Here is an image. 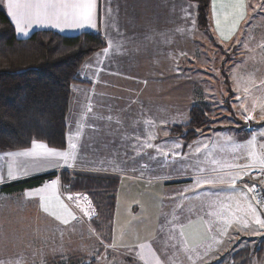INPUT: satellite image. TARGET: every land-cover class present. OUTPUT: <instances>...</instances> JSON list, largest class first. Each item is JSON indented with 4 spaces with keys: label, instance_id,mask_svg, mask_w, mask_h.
Instances as JSON below:
<instances>
[{
    "label": "rangeland",
    "instance_id": "1",
    "mask_svg": "<svg viewBox=\"0 0 264 264\" xmlns=\"http://www.w3.org/2000/svg\"><path fill=\"white\" fill-rule=\"evenodd\" d=\"M168 1L170 8H166L162 13H165L167 19L173 18L174 20L176 17L180 20L177 22H180L178 24L181 27L175 23L176 21L167 20L168 28L166 27V35L163 39V44L167 43V45L161 47V50H166L165 47L171 43L169 38L174 39L175 31H177V35L174 42L177 46L168 48V53L165 54V52L161 53L160 48L156 46V41L150 45L148 40L142 41L145 40L143 37L134 38L135 44L123 48V51L130 55L123 54L122 58L116 61L114 67L106 61L105 66L112 71L111 75L106 77L109 79L114 77L115 80H119V83L117 86L111 84L103 86L99 95H95L93 99L89 98L88 103L92 105V112L87 113L88 118L84 122L85 127L82 130L81 138L76 141L78 157L74 164L75 167L72 166L75 169L74 171L71 169V172L120 180L113 231L106 232L102 237L98 235L82 211H79L64 195L60 182L59 192L62 201L70 208L72 207L80 216L78 221H73L68 225L60 224L59 221L44 213L39 207V197L36 193H33L31 198H26L24 193L6 195L0 192V260L12 261L13 264L16 261H20V264H51L56 259L66 262L94 260L97 264H143V261L135 256L134 251L130 248L119 247V245L152 243L154 250H157V254L160 255L159 249L163 245L152 238L155 234L160 241L166 240V234L158 231L163 221L161 213L170 212L175 207L172 199L175 198L177 202L181 199L184 200L183 216L194 218L198 213L205 215L208 211L206 207L208 198L205 193L211 194L212 199L218 196L221 201L231 204V210L235 213L226 234L222 235L215 229V235L220 242L224 237L223 242L225 241L227 245L224 246V253L217 260L213 259L210 262L220 261L221 257L226 255L222 258L225 261L224 264H232L235 252L245 247L246 244H251L253 250L260 246L263 248L264 228L254 222L250 213L245 215L243 211L236 210L237 201H240L241 207L246 208L242 196H237L235 200H226L229 195L227 185H205L196 192H186L185 197L182 198L179 193L193 184L196 175L195 170L191 167L186 171L180 167L186 161L177 158V163L174 166H161L155 162H149L151 166L144 169L143 172L139 165L134 163L133 158L136 160H141V158L136 156L131 146L141 144L147 138L149 131L155 135V139L151 143L156 146H170L179 141L182 147L176 151L183 153L191 162L196 159L191 153L198 141L208 144L209 149H212L218 141L222 142L226 137H231L236 144H244L255 134L257 136V151H260V145H264V136L261 135L264 133V123L262 122L264 119H261L260 107L264 104V100L261 99L262 95H256L264 87V84L261 83L264 81V47H261V44H264V18L256 19L254 27H250L248 33L240 32L235 43L240 47L242 59L236 63L227 64L228 55L209 51L211 43L208 36L195 29L193 19L196 21L197 5L191 3L190 0ZM196 31L198 32V41L195 36ZM217 33L219 34L218 31ZM109 40L108 37L107 41L109 42ZM196 45L199 46V52L209 51L213 57L212 60H208L207 57L202 58L198 65V61L193 59L190 61V63L193 62V65L190 63L185 65L184 62L188 60V54L191 53L190 49L194 51ZM213 46L212 43L211 48ZM180 52L183 53L182 58H180ZM150 55H153V62L157 64L156 69L162 68L165 73L171 75L168 78L180 74L177 66L181 59L182 69L187 70L186 72L182 71L184 87L181 94L174 93L173 80L170 81V79H167L166 85H159L152 83L151 78V84L144 85L148 78L141 69L134 70V75L132 73L133 76L137 74L140 80H136L134 86L130 88V85H126L125 76L129 75L135 66L150 63ZM100 57L101 55H99ZM92 59L94 62L96 61V58ZM222 63L227 66L225 69L222 68ZM223 70L230 75L231 84L238 93V95L233 93L229 105L226 101L230 92L224 82ZM158 73L162 72L158 70ZM186 80L187 83H184ZM130 84L133 85L132 82ZM245 87L248 88L247 94H239L240 91H244ZM77 90L91 92L85 85H74L72 88V101L67 120L68 129L70 128L72 134L77 130V124L85 113L86 105H79L81 97ZM87 97L86 94L84 98ZM242 103L244 107L248 108V113L244 112V108L241 107ZM254 103L256 104L255 112L252 111ZM196 104L211 107V116L215 120L213 126L220 129L210 130L186 145L185 140L173 135L171 130L164 129V126L170 124L171 129L175 125L188 122V113L191 107ZM249 113L253 118L246 120L244 116ZM109 116L112 117L111 120L107 119ZM235 118L242 125L238 124ZM147 119L155 121L156 127L149 128L145 125L144 121ZM135 137H140V140H136ZM156 140L158 142L160 140V142L156 143ZM143 151L155 154L154 149L146 148ZM215 155L217 159L245 163V160L241 158L245 153L233 151L232 148H227L223 153L216 152ZM146 160L147 156L145 155L141 163ZM206 167L210 168L212 165L209 164ZM228 171L241 170L225 169L219 173L206 172L204 175H224ZM251 172L252 170H249V173ZM249 175L243 176V179L238 181L237 192L242 195L246 194L250 200L253 194L248 193L247 187H244V185L251 186ZM179 176H192V178L188 181L171 180L172 178L175 180ZM197 196L200 198L196 199ZM251 203L256 208L261 220H264V211L260 205L256 201H251ZM188 208H193L194 211L188 212ZM211 218L216 221L218 226H223L222 221L215 217ZM244 222H247V227L244 226ZM114 240L118 247L116 249L107 247ZM177 240H179L178 235ZM177 240L167 241L169 247L167 256L164 258L167 259L170 256L172 264H192L189 256L195 260L196 253L183 251ZM172 244H176V247L172 248ZM211 247L214 250L218 249L214 243L211 244ZM253 264H264V261L259 263L257 257L254 256Z\"/></svg>",
    "mask_w": 264,
    "mask_h": 264
},
{
    "label": "trees",
    "instance_id": "2",
    "mask_svg": "<svg viewBox=\"0 0 264 264\" xmlns=\"http://www.w3.org/2000/svg\"><path fill=\"white\" fill-rule=\"evenodd\" d=\"M190 2L198 7L197 30L210 37L212 42H217L211 36V0ZM106 46L105 38L100 33L93 32L66 36L55 31H38L29 38L20 39L0 0V153L30 148L34 139L59 150L67 149V120L72 88L74 85L87 84L81 77L82 70L88 60L103 51ZM197 57L198 65L202 58H213L209 51L204 50L199 52ZM190 60L191 58L189 62ZM221 66L226 68L223 63ZM223 73L225 85L230 92L226 101L229 105L234 90L230 75L224 70ZM211 113L209 105H193L189 111L188 123L173 126L171 133L185 140L187 145L210 130L220 129L213 126L215 120ZM236 119L235 121L241 124ZM252 172L249 175L250 185L254 184ZM55 179L60 182L64 195L67 198L73 197L71 202L79 211L83 207L92 213L91 216L85 217L98 235L102 237L106 232L113 231L120 188L118 178L63 170L4 184L0 187V192L6 195L22 193ZM85 196L87 201L83 199ZM77 197L80 198L79 205ZM251 246L246 244L238 249L233 255L232 264H253L254 256L262 263L264 246L256 250ZM223 257L220 261L208 264H224ZM51 264L97 263L94 260L66 262L56 259Z\"/></svg>",
    "mask_w": 264,
    "mask_h": 264
},
{
    "label": "snow or ice",
    "instance_id": "3",
    "mask_svg": "<svg viewBox=\"0 0 264 264\" xmlns=\"http://www.w3.org/2000/svg\"><path fill=\"white\" fill-rule=\"evenodd\" d=\"M217 0H213V18L216 22V30L219 32L223 40L231 38L242 20L248 16L249 12L257 13L255 16H250L249 19L255 21L258 18H264V0H220V12L216 11ZM5 6L8 10V15L11 17L12 22L15 25L17 33L28 35V29L32 25H51L53 27L63 30L65 27L80 28L84 26L96 27V8L97 0H5ZM186 11V10H185ZM221 17L227 22L231 17L233 23L231 24L228 33L221 28ZM193 25L195 20L193 19ZM251 26V25H249ZM119 50L120 45H115ZM264 47V44H261ZM113 48V43L109 40L108 46L103 49V55L108 56L109 50ZM99 59V54L97 56ZM264 84V81L261 82ZM244 91L247 93L248 88L245 87ZM240 99V97H237ZM241 107L244 108V112L248 113V108L244 107L243 103ZM261 119H264V104L261 106ZM256 104L252 106V111L255 112ZM92 112V105L90 103L85 105V113L81 116L80 122L77 124L76 132L69 137L67 150H59L55 147H50L47 143L33 140L31 147L19 152L7 153V158L11 161L8 165V178L9 180L17 179L21 175H28L30 172L29 162H31V168H58L62 166L72 167L77 160V143L82 135V130L85 127V120L88 118L87 113ZM246 120L252 119V115L249 113L244 116ZM103 119V117H101ZM111 120L112 117H107ZM144 124L149 128H155L156 122L147 119ZM94 127V126H93ZM264 136V133L261 134ZM136 140H140V137H135ZM155 139V135L152 131L147 133V138L139 145L133 144L131 147L136 156L143 160L146 155L147 160L141 163V160L134 159V163L139 165L141 171L151 166L149 162H155L161 166H174L177 163V158L186 163L181 164L180 167L185 171L191 167L195 170V177L193 184L185 190H181L180 197L184 198L186 192H196L198 189L203 188L205 185L215 186L217 184L227 185L229 195L226 200H235L237 196H242L243 201L246 204V208L241 207L240 201H237V211H243L245 215L251 214L252 219L261 228H264V220H261L260 216L256 212V208L251 201H256L257 204L264 205V199H258L257 185H244L247 187L248 193H252L250 200L246 194L237 192V183L243 179V176L249 175V170H259L260 174L264 175V145H260V151H257V136L253 134L250 139L244 144H236L231 137H226L222 142H217L212 149H209L208 144L197 142L192 148V155L196 158L194 162L188 161V158L183 154L176 151L182 147L179 141L170 146H156L151 141ZM154 149V153H144L143 149ZM227 148H232L233 151H242L245 153L241 158L245 160V163L230 162L225 159H217L215 153H223ZM20 158H24L21 160ZM212 165V167H206V165ZM225 169H240L241 171H228L224 175L217 176H205L204 173L212 172L219 173ZM135 170V169H134ZM3 177L0 176V181ZM59 181H52L51 184L46 183L40 189L35 190L39 197V207L47 215L53 217L59 221L60 224L68 225L71 221L77 220L76 214L65 204L61 199L57 190ZM26 198H31L32 192L25 193ZM208 198L206 207L208 211L205 213L207 217H215L217 220L222 221L223 226H215L212 219L206 221L207 231H213V227H216V231H219L222 235L226 234L227 229L233 222L235 213L232 212L231 204L225 203L217 196L215 199L211 198V194L205 193ZM200 197L197 196L196 199ZM77 204L79 205V197ZM87 201V197H83ZM175 207L170 212H162L161 216L163 221L159 228V233L166 234V240L160 241L157 235H153V240L157 243H162V247L159 249L160 255L157 254V250H154L152 243L140 242L136 245H119V247L130 248L134 251L135 256L139 260L143 261V264H172V258L168 256L167 249L169 244L167 241L177 240L182 250L185 252L196 253L198 248L204 247L202 243L189 244L188 230L192 229L197 223H205L204 217H200L199 220L193 219L192 216H183L184 200L179 202L175 198H172ZM68 200H73L72 196H68ZM55 201V204L53 203ZM90 204V202H89ZM202 207H204L202 205ZM80 211L85 216H91L92 213L87 209L81 207ZM188 212H193V208H188ZM186 221V222H185ZM244 226L247 227V222H244ZM107 247L116 249L118 245L115 240ZM172 248L176 247V244L171 245ZM208 248L211 245H207ZM138 249V251H136ZM207 253H205L206 255ZM192 260V264H195V260L192 256H189ZM0 264H13L12 261L0 260ZM15 264H20V261H16Z\"/></svg>",
    "mask_w": 264,
    "mask_h": 264
},
{
    "label": "crops",
    "instance_id": "4",
    "mask_svg": "<svg viewBox=\"0 0 264 264\" xmlns=\"http://www.w3.org/2000/svg\"><path fill=\"white\" fill-rule=\"evenodd\" d=\"M211 2H212L211 13H210L211 33H212L211 36H212V38L214 37L213 39H216L217 42H215V41L212 42L210 37H209V40L211 43V45H209V47H210L209 51H212V53L217 52V53H220L223 55L227 54L228 55V57L226 58L227 64L236 63L242 59L241 58L242 54L240 53V47L237 45V43H235V41H236V39H237V37L241 31L248 33V29L250 27H252V28L254 27L255 21H252V20L248 21V18L250 16L255 15V14L257 15V13L252 14V12H249L248 16L245 17V20H242L239 23L236 32L233 35H231V38L228 40H223L221 38L220 34H218L217 30H216V22H215V19L213 18V0H211ZM1 5L8 15V10L5 6V0H1ZM168 7L170 8L168 0H97L96 18H95L96 27H89V26H84V27H80V28L65 27L63 30H61L60 28L53 27L51 25H32L28 29V35L27 36L20 34V33H17V31H16V35L20 39H26V38L31 37L35 32H38V31H55L57 33H60L62 35H66V36H76V35L81 34L83 32H93V33H100L105 38L107 46L109 43L107 41V38L109 37L113 43V48L109 50L108 56H104L103 51L95 54L94 56H92L88 60V62L85 64V66L82 70V76L81 77L83 80L87 81V84H85V86H88L89 89L91 90V92L90 91H84V90H77L78 93H80L79 96L81 97V99H79V105L88 104V102L90 100L89 98L92 97V99H93V97L95 95H99L98 93L100 92V89H102L103 86H110V84L117 86V84L119 83V80H115L114 77L110 78V79L107 78L109 75H111L112 71L109 67L105 66V62L108 61L109 65H112V67H114L116 61L119 58H122L123 54L125 56L130 55V53L124 52L123 48L125 46L127 48V47H130L131 45L135 44V40L133 41L134 38L143 37L145 40H142V41L148 40V43L150 45H152V42L156 41V46H158L160 48V50H161V47H164L165 45H167V43L163 44V39L166 35V29L168 28V25L166 26V22H167V20H173V18L172 19H167V17L165 18V13H162V12H164L166 8L168 9ZM216 11H217V13L220 12V0H217ZM9 18L12 22V19L10 16H9ZM173 21L174 22L176 21L175 23L179 27H181V25L178 24L180 22H177L180 20L176 19V17H175ZM232 23H233V19L231 17L229 18V20L227 22H225L223 20V17H221V28L225 31L226 34L228 33V30H229ZM13 25H14V23H13ZM196 25H197V17H196V21H195V25H194L195 29H197ZM249 25H251V26H249ZM14 27H15V25H14ZM15 30H16V28H15ZM178 31L180 32L181 30H178ZM198 32L195 34L197 41H198ZM174 33H175L173 35L174 39H172V37L169 38L171 43L165 47L166 50H164V51L161 50V53L165 52V54H166V53H168V50H167L168 48L171 49V48H173V46L174 47L177 46L176 43L174 42V40L176 39L177 31H175ZM196 43H198V42H196ZM212 43L215 46V47L213 46V48H211ZM117 44L120 45L119 50H117V48L115 47V45H117ZM179 44L181 45V43H179ZM190 52L191 53L188 54V60L184 62L185 65L189 62L190 58H191V60H193V57H197V55L199 53V46L196 45V48L194 49V51H192V49H190ZM98 54L101 55V57L99 59L96 57V56H98ZM182 54L183 53L180 52V58H182ZM153 55H150V63H148V64L145 63L143 65L135 66L132 69V72L129 75L125 76L127 79L126 85H130L129 86V88H130V87L134 86V83L136 80H140L139 79L140 77L137 74H136V76H133L135 74L133 71L141 69L143 74H147L146 77L148 78V81H146L144 83V85L149 84L151 81V78L153 81L152 83L159 84V85L160 84L166 85L167 79H170V81L173 80V83L172 82L171 83H172V88L174 90V93H178V94L180 93L181 94L183 87H184V84H182L183 83L182 76H184V73L182 72L183 69H182V61H180L181 59L179 60V64L177 66L178 71H180V74L174 75V76H172V78H168V76L171 77V75H169L168 73H165L162 68L156 69L157 64H154V62H153V59H154ZM92 58H96V61L94 62ZM195 60L198 61V57ZM190 64L193 65V62H191ZM116 65H118V64H116ZM158 70L162 73H158ZM154 72H156V74H153ZM132 73H133V75H132ZM153 75H154V77H152ZM135 77H136V79H134ZM160 79H162V81H160ZM130 82H132L133 85L130 84ZM184 83H187V80ZM232 88L234 90V93L236 95H238V93H236V91H235L236 89L233 87V85H232ZM241 93H244V95L247 94L245 91H240L239 94H241ZM86 94L88 95V97L84 98V96ZM256 95H258V96L262 95L263 97H261V99L264 100V87H262ZM188 115H189V113H188ZM262 122L264 123V121H262ZM186 123H188V122H184L181 124H186ZM181 124H178V125H181ZM243 125H245V123H243ZM250 127H253V126L250 125ZM164 129L170 130V124L165 125ZM71 135H73V134L71 133L70 128H69L68 129V139ZM155 142L157 143L158 140H156ZM159 142H160V140H159ZM19 151H23V150L10 151V152H19ZM10 152L0 153V176L3 177V180L0 181V187L4 184H7V183L22 180L25 178H30V177L41 175V174H47V173H51V172H55V171L60 172L63 170H71V169L74 171V169H75V168L67 167V166H62V167H58V168L36 167L35 169H32L31 168V162H29V167L31 170H30L28 175H21L17 179L9 180L7 173H8V165L11 161L9 160V158H7V153H10ZM76 152H78L77 149H76ZM20 159L23 160L24 158H20ZM74 164H75V162H74ZM74 164H73V167H75ZM191 178H192V176H179L178 178H175V180L173 178L171 180L172 181H180V180L188 181ZM54 181H58V179H56ZM51 182L52 181L47 182V183L51 184ZM42 186H40L38 188H34V189L25 190L24 192H22V194L23 193L25 194L26 192H32V195H33V193H36L35 190L40 189ZM59 187H60V185L58 183L57 190H58V193L60 195V192H59L60 188ZM17 194H21V193H17ZM60 199L62 200L61 197H60ZM53 203L55 204V201H53ZM70 209L74 213L76 212L72 207ZM75 214L77 216V220H75V221H78L80 216L77 212ZM200 217H204L205 223H197L194 225V227L192 229L188 230V239H189L190 245L192 243H202L204 245V247L197 249V252H196L197 258L195 259V264H206V263H210V261L213 259L217 260V258H219L224 253L223 252L224 246H226L227 244L225 243V241L223 242L224 237L220 242L219 238L215 235L216 234V232H215L216 227L215 226H218L216 221L213 220L211 217H207L201 213H198V215H195V217L193 219L199 220ZM209 219H212L215 223L213 231H211V232H208L206 230L207 229L206 221ZM71 222H73V221H71ZM219 227H221V226H219ZM212 243H214L218 247V249H222V250H218V249L214 250V248H212V247L208 248L207 245H211ZM205 253H207V254L205 255Z\"/></svg>",
    "mask_w": 264,
    "mask_h": 264
},
{
    "label": "built area",
    "instance_id": "5",
    "mask_svg": "<svg viewBox=\"0 0 264 264\" xmlns=\"http://www.w3.org/2000/svg\"><path fill=\"white\" fill-rule=\"evenodd\" d=\"M252 180H253V185H257V198L258 199H264V175L260 174L259 170H254L252 172ZM261 207L264 210V205H261Z\"/></svg>",
    "mask_w": 264,
    "mask_h": 264
}]
</instances>
